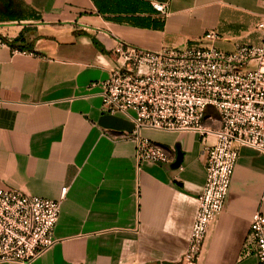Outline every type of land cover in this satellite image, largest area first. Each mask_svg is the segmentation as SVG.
Segmentation results:
<instances>
[{"label": "crops", "instance_id": "0c3cea01", "mask_svg": "<svg viewBox=\"0 0 264 264\" xmlns=\"http://www.w3.org/2000/svg\"><path fill=\"white\" fill-rule=\"evenodd\" d=\"M152 2L166 5L164 18ZM261 22L264 0H0V187L50 199L66 188L56 242L29 264H257L242 246L251 215H264V154L240 148L225 207L187 260L202 136L142 128L173 150L171 162L178 146L181 161L137 164L131 118L103 112L92 83L109 76L118 41L264 48Z\"/></svg>", "mask_w": 264, "mask_h": 264}, {"label": "built area", "instance_id": "2783aa9c", "mask_svg": "<svg viewBox=\"0 0 264 264\" xmlns=\"http://www.w3.org/2000/svg\"><path fill=\"white\" fill-rule=\"evenodd\" d=\"M161 18L166 5L152 2ZM264 27V22L259 23ZM204 38H217L208 31ZM109 76L93 85L101 88V109L123 113L134 128L137 164H167L173 150L139 134L142 128L194 131L202 136L205 180L184 258L194 260L209 226L224 209L241 147L264 154V48L240 44L230 51L191 42L182 47L149 50L122 41L115 47ZM210 137V139H209ZM59 199L0 187V262L29 264L56 239ZM260 201L264 203V190ZM264 264V215L255 211L242 246Z\"/></svg>", "mask_w": 264, "mask_h": 264}, {"label": "water", "instance_id": "95a60500", "mask_svg": "<svg viewBox=\"0 0 264 264\" xmlns=\"http://www.w3.org/2000/svg\"><path fill=\"white\" fill-rule=\"evenodd\" d=\"M176 148H177V156H176L175 160H174L173 162L170 163V167H171V168H176V167H178L179 164H180V161H181V153H180V151H179V149H178V146H176Z\"/></svg>", "mask_w": 264, "mask_h": 264}, {"label": "trees", "instance_id": "16d2710c", "mask_svg": "<svg viewBox=\"0 0 264 264\" xmlns=\"http://www.w3.org/2000/svg\"><path fill=\"white\" fill-rule=\"evenodd\" d=\"M92 41H93L94 45L98 46L99 49H100L101 51H103V49L99 46V44H98V42H97V40H96L95 38H93Z\"/></svg>", "mask_w": 264, "mask_h": 264}]
</instances>
